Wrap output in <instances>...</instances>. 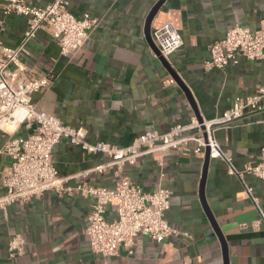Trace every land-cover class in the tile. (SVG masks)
<instances>
[{
  "label": "crops",
  "instance_id": "1",
  "mask_svg": "<svg viewBox=\"0 0 264 264\" xmlns=\"http://www.w3.org/2000/svg\"><path fill=\"white\" fill-rule=\"evenodd\" d=\"M0 41L14 48L27 29L25 18L2 13ZM43 7L48 0H27ZM76 17L84 13L97 26L73 55L63 56L59 46L39 30L26 46L22 64L35 76L52 75L49 87L34 93L38 111L55 115L64 124L83 127L86 139L117 147L129 145L147 131L166 132L195 117L210 121L229 109L236 97L251 95L264 84V60L241 58L224 70H205L209 46L233 25L255 29L264 17V0H165L149 26V35L171 24L182 46L165 59L184 89L153 53L145 36L146 18L158 0H67ZM34 126L15 132L25 136ZM195 132H189L188 134ZM0 137V146L4 141ZM215 139L231 154L238 169L258 161L264 146V113L247 115L235 126L218 129ZM189 142L184 151L151 153L125 165L122 175L144 192L157 187L170 191L165 219L176 235L156 243L138 237L130 248L119 247L110 257L92 253L85 228L93 200L45 192L0 212V264H264V224L246 198L240 181L226 173L219 159H209L200 183L204 158ZM52 160L65 185L113 188L110 171L89 172L106 160L90 155L62 139ZM8 159L0 156V176ZM264 212V181L246 177ZM1 195V192H0ZM105 217L115 219L112 205ZM12 233L25 239L24 254L8 258Z\"/></svg>",
  "mask_w": 264,
  "mask_h": 264
},
{
  "label": "built area",
  "instance_id": "2",
  "mask_svg": "<svg viewBox=\"0 0 264 264\" xmlns=\"http://www.w3.org/2000/svg\"><path fill=\"white\" fill-rule=\"evenodd\" d=\"M2 13L25 18L27 29L14 48L0 41V137L5 138L0 146V156L8 159L0 176V212L5 213L11 205L28 202L48 191L59 195L78 193L93 200L84 231L92 253L110 257L119 247H132L140 236L161 243L177 234L165 219L170 208V191L157 187L144 192L138 184L122 175V169L134 164L139 157L155 152L167 155L171 150L184 151L187 143L194 142L195 155L204 158L208 149L209 159L221 160L226 173L240 181L246 198L264 224L261 204L245 180L253 177L264 181V146L255 164L238 169L231 154L224 151L215 139L218 129L231 128L247 115L264 113V84L249 96L236 97L231 107L213 120L193 117L188 124L174 125L166 132L147 131L125 147L105 142L91 143L86 139L87 131L83 127L66 125L55 115L35 108L32 95L49 87L53 76L30 74L22 64V56L39 30L46 31L57 43L61 55H73L82 48L97 26V20L87 13L74 16L68 10L67 0H48L43 7L31 5L27 0H5ZM152 42L164 59L182 46V39L171 24L156 29ZM241 58L252 62L264 60V17L255 29L239 24L231 26L223 37L209 46V58L203 62V68L222 71L229 65L238 64ZM8 125L13 127L7 129ZM21 126L29 129L34 126V130L25 136L15 135ZM62 139L87 154L104 157L106 161L89 172L102 174L110 171L116 179L114 187L65 185L52 160L53 149ZM109 205L115 213L113 220L105 217ZM24 248L22 235L12 233L7 243L8 258L21 256Z\"/></svg>",
  "mask_w": 264,
  "mask_h": 264
},
{
  "label": "water",
  "instance_id": "3",
  "mask_svg": "<svg viewBox=\"0 0 264 264\" xmlns=\"http://www.w3.org/2000/svg\"><path fill=\"white\" fill-rule=\"evenodd\" d=\"M164 1L165 0H158L157 3L153 6V8L150 10V12L146 18V24H145L144 32H145L146 39H147L149 46L151 47L153 53L158 57V59L162 63V65L168 70V72L170 73L172 78L180 85L181 88L184 89V86L179 81V79L177 78L175 73L168 68V64L166 63L165 59L159 55V53H158L157 49L155 48V46L153 45L152 39L149 35L150 23H151L152 19L154 18V16L156 15L157 11L159 10V8L161 7V5L163 4ZM208 163H209V151H208V149H206V152L204 155L203 170H202V180L200 183V190H199L200 198L202 199V202H203L204 179H205V174H206V170L208 167ZM219 239L221 241V245H222V249H223L224 264H228L225 243L222 240V238H219Z\"/></svg>",
  "mask_w": 264,
  "mask_h": 264
},
{
  "label": "bare ground",
  "instance_id": "4",
  "mask_svg": "<svg viewBox=\"0 0 264 264\" xmlns=\"http://www.w3.org/2000/svg\"><path fill=\"white\" fill-rule=\"evenodd\" d=\"M10 126H12V125H8V126H6V128H7V129H9V128H10ZM12 127H13V126H12Z\"/></svg>",
  "mask_w": 264,
  "mask_h": 264
}]
</instances>
